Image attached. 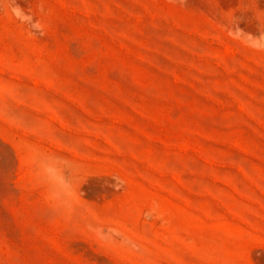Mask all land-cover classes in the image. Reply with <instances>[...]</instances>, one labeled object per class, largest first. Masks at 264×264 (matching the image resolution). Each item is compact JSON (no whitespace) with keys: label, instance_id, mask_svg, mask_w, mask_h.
I'll list each match as a JSON object with an SVG mask.
<instances>
[{"label":"rangeland","instance_id":"1","mask_svg":"<svg viewBox=\"0 0 264 264\" xmlns=\"http://www.w3.org/2000/svg\"><path fill=\"white\" fill-rule=\"evenodd\" d=\"M0 264H264V0H0Z\"/></svg>","mask_w":264,"mask_h":264}]
</instances>
